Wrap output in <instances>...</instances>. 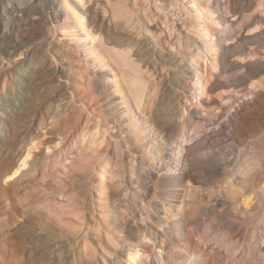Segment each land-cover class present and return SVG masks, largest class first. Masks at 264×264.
Here are the masks:
<instances>
[{"label":"rangeland","instance_id":"rangeland-1","mask_svg":"<svg viewBox=\"0 0 264 264\" xmlns=\"http://www.w3.org/2000/svg\"><path fill=\"white\" fill-rule=\"evenodd\" d=\"M173 1L176 4L174 3L175 6L172 7L164 6L161 0L99 2L97 10L100 16L107 20L106 23L110 24L105 28L103 38L95 45L99 43L100 47L105 46V49L107 46L116 49L126 48L125 50L129 48L128 51L132 52L129 58L131 56L130 59L136 60L140 66L141 71H136L140 77L139 81L142 80L139 82L140 93H143L140 94L143 96L142 104L138 110L130 98L133 112L121 104L122 95L114 90V75L120 71L118 65H114L115 62L104 55L101 61L106 68L104 72L99 71L100 58L97 59L89 52L92 45L90 46L88 42L83 45L81 41L65 35L68 32L64 28L65 17L56 20L44 31V37L51 41L49 46L43 44L44 38L41 39V36L40 40L38 38L21 49L14 56V60L0 55V64L3 66L0 65L2 74H0V137L4 132L6 112H16L22 105L25 95L32 94L35 104H38L37 106L45 113L44 120L36 127L32 137L41 139L44 134H48L46 139L52 143L50 149L43 145L34 150V156L29 158L28 166L21 170L23 175L17 177L21 176L22 181L17 184L15 183L17 178L9 182L4 178V173L16 163V158L14 157L15 162L13 159L10 165L0 167V264H143V260H146V264H195L201 262L197 252L204 255L206 264H264V255L258 256V261L255 260L257 259L255 255L252 256L255 253L252 239L248 240H252L253 243L248 240L240 244L241 241L232 242V239L224 236L226 232L222 231V226L227 220H221L223 224H219L222 222L216 220L215 214L206 208L204 210L208 213L203 209L202 216L199 213L200 226L193 229L188 222L179 227L185 234L192 233V236L184 238L186 241H180L177 248L173 245L168 246L166 241L162 242L163 240H160L162 244H167L170 248L167 249L165 246L160 248L149 239L150 232L155 227H162L155 218L158 216L157 206L145 199V190L135 183V166L144 159V164L152 167L149 155L161 148V145H148L149 140L161 143L159 135L161 129L151 121L150 116L155 114L157 117L163 116L161 118L167 119L166 116L169 115L178 116L180 110L182 112L184 109L194 108L203 110L201 99L208 98L204 85L205 74L215 70L211 66L214 51L210 47L209 37L204 36L207 25L202 26L205 29L198 27L200 23L206 24L202 20L203 16L208 15L206 10L202 9L207 0ZM110 5L112 7L114 5L112 9L117 8L115 16H112ZM175 7L181 9L179 12L182 16L171 14L176 11ZM119 11L123 13H118ZM121 14L128 16L122 17ZM197 17H202V20L198 21ZM189 18L193 21L195 19V23ZM209 18L213 20V17ZM107 33L108 35L110 33L109 36L113 40L111 43H106ZM182 41L186 48H183ZM188 46L191 49L187 48ZM198 54H201L199 64H194L196 62H192L191 58ZM204 54L209 59L206 62L202 59ZM137 63V67L134 66L136 68L139 67ZM46 64H50L52 69L64 68L67 72L68 76L64 79L66 83L68 82L65 101L62 99L61 102L60 99L56 102L45 97L44 89L53 84L28 82L27 74L48 66ZM57 79L55 80L58 81ZM103 79L106 80V86L96 87V81ZM124 92L127 95V91ZM135 118L138 127L143 130L139 136L144 138V142L137 139L136 135L139 132L131 129ZM95 128H100L98 134L102 139L100 133L106 131L107 143L105 142L106 145L99 151H96L94 144L92 145L93 136L89 133L95 132ZM84 134L87 135L84 138L86 140L83 139ZM111 148L124 151V169L117 168L113 159L114 150ZM78 149L82 152H78ZM66 158L67 168L64 174L58 175L51 165L60 160L63 162ZM31 161L35 166L30 167ZM219 209L217 211L220 215L224 208L220 209L221 211ZM169 210L165 212L168 214L166 216L172 214ZM214 234L215 236H212ZM217 234L218 238L221 237L219 241L221 239L223 241L218 244L215 242L214 247L213 239ZM139 242H147L143 243L146 245L147 256H143V252L140 251L137 260H133L130 247H136ZM219 244L224 247L222 245L220 246L222 249L216 247ZM213 247L218 248L214 249L216 252L212 250ZM181 248H185V252L181 251ZM249 257L255 258L254 261Z\"/></svg>","mask_w":264,"mask_h":264},{"label":"bare ground","instance_id":"bare-ground-1","mask_svg":"<svg viewBox=\"0 0 264 264\" xmlns=\"http://www.w3.org/2000/svg\"><path fill=\"white\" fill-rule=\"evenodd\" d=\"M100 1L0 0V55L3 54L9 60H14V56L21 49L38 38L40 40L41 36V39L44 38V43H42L49 46L51 41L44 37V31L54 24L56 20L65 17L64 28L68 30L67 34H65L66 36L73 38V40L75 38L81 41L83 45L88 42L90 46L92 45L89 51L91 55H95L97 59L100 58V61L104 58V55L109 56L110 58H108L115 62L114 65H118L117 67L120 68H118L120 71L114 75V90L122 95L120 98L121 104L130 112H133L132 100L138 110L142 104L141 98L143 96L140 94L143 93H140L139 90V82H142V80L139 81L140 77L137 72L140 70V66L136 60L130 59L132 52H129V48L125 50L126 48L116 49L115 47L110 48L107 46V49H105V46L101 45L103 47L101 48L99 43V46L95 45L99 39L103 38L105 28L110 24L106 23L107 20L105 21L104 16L102 18L97 10ZM161 2L164 6L170 5V7L176 4L173 0H161ZM123 4H120V6ZM110 6L112 16H115L117 8L112 9L114 5L113 7L112 5ZM177 8L176 11L173 8L175 12L171 14L180 17L182 16L179 12L181 9L178 8L179 10H177ZM203 8L202 10H206L208 16L202 15L204 17L203 20L201 19L202 17H197V20L205 21L206 24L200 23L198 27L205 29L202 26L207 25L205 26L207 31H203L204 36L209 37L210 47L214 51V59L211 61V66L215 68L214 71L208 70L209 73H206L207 75L205 74L204 78L205 92L208 98L201 99L203 110L198 108L184 109L183 112L182 110H180L181 113L178 112V116L169 115L170 118L166 116L168 117L167 119L161 118L163 116L157 117L158 115L155 116V114L150 116L151 121L161 129L159 134L161 143L156 140H149L148 145H161V148L150 155L149 153L147 154V156H150L149 160L152 163V167L144 164V159L142 160L143 162L137 163L135 166V183L145 190V199L155 203L157 206L158 216L155 218L159 222L158 225L162 228L155 227L150 232L151 234L149 233L151 235L149 239L154 241V245L156 244L157 247L165 246L168 249L170 248L168 246L173 245L177 248V244L180 241H186L184 238L187 236L191 237L192 233L185 234L179 227L184 223L188 224V222L193 229L195 226H200L199 221L201 222V220L198 221L199 213L206 208V210L209 209L213 212L212 214H215L216 220H227L225 225L222 221L219 224H223L222 231L226 232L224 236L226 235L227 238L232 239V242L235 240L241 241L239 242L240 244L244 240H253L255 248L253 251L255 253L252 251L254 253L252 256L254 257L255 255L257 259L249 258H252V261L254 259L258 261V256L264 255V0H207ZM118 13L123 12L119 11ZM123 16L128 15L123 14ZM209 16L213 17V20ZM116 17L118 18L119 16ZM148 18L150 19V17ZM194 18L196 17L194 16ZM190 21L195 23L196 20L190 19ZM109 35L108 33L106 34V43L112 40ZM117 38L120 39L121 37ZM182 42L184 43V41ZM183 48H186L185 43ZM187 48H190V46ZM129 54H131L130 58ZM200 55L193 56L191 61L193 59L192 62H196L194 64H199ZM204 55L202 59L206 62L209 59H207L206 54ZM136 63L139 69L136 68ZM49 65L38 70H29L31 72L29 75L27 74V80L33 84H53L49 88H45V92L42 89L46 95L45 97L50 98L52 101L60 99L61 102L63 101L62 99L65 101L68 94L66 85L68 82L66 83L64 80L68 76L67 72L64 71V68L55 67L52 69ZM99 66V71L104 72L106 65L103 61L99 63ZM56 78H58V81L55 80ZM105 84L106 80L104 79L95 83L96 87H104L106 86ZM141 84L143 85V83ZM123 89L127 91V95ZM31 95H25V99H23L19 109L14 113L6 112L4 119V132L0 137V167L10 165L14 157L17 160L16 163L12 164V167L10 166L11 169L4 173V178L8 182L17 178L18 175H23L21 170L28 166L29 158L34 156L33 152L35 149L38 150L43 145H47L48 149L52 147V143L46 139L48 134H44L41 139L32 137L36 127H39L44 120L45 113L37 106L38 104H35L34 97ZM147 112L149 113V111ZM1 115L3 116L4 114ZM132 122L131 129L139 132L136 135L137 139L144 142V138L139 136L143 130L138 127L137 119H133ZM99 129L97 128L93 133L88 130L91 133L90 135L93 136L92 145L94 144L98 149L96 151L106 145L104 143L107 140L105 137L106 131L100 133L103 139L99 138ZM86 134H84L83 139L87 137ZM117 144H115L116 147ZM107 147L109 146L107 145ZM79 151L80 149H78ZM75 154L77 155V153ZM80 155L83 157L84 152L83 155ZM113 156L117 168L124 169V151L115 148ZM99 158L102 159L103 157ZM67 160L66 158L63 162L60 160L58 163H51V168L58 175L64 174L63 172L67 168ZM13 161L15 162V159ZM33 165L31 161L30 167ZM116 172L118 173V171ZM122 173L124 175V172ZM21 176L15 180L16 184L22 181ZM113 176L115 177V175ZM115 187L117 188L116 185ZM7 190L8 188H6ZM219 207L224 208L223 211ZM218 209L221 211L220 215L217 211ZM168 210L172 214L166 216L168 214H165V212ZM209 214L211 215V213ZM212 228L214 229V227ZM213 229H210V231ZM212 236H215V234ZM218 237L219 235L217 234V239H213L214 247L215 242L218 244L223 241L222 239L219 241L221 237ZM160 240H163L162 242L166 241L168 246L167 244H162ZM252 240H248V242L251 243ZM143 243L147 244V242ZM143 243L139 242L136 247H130L133 260H137L136 257L140 251L141 253L143 252V256H147L146 245ZM222 244L216 247H220ZM222 246L224 247V245ZM240 246L239 249L241 248ZM214 247L212 250L216 249ZM180 250L185 252V248ZM228 251L230 252V250ZM197 256L201 259V262L195 264H206L202 253L197 252ZM142 263L146 264V260H143Z\"/></svg>","mask_w":264,"mask_h":264}]
</instances>
